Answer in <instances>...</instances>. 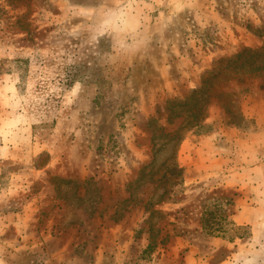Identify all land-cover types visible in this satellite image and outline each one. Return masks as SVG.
Listing matches in <instances>:
<instances>
[{
    "label": "rangeland",
    "instance_id": "1",
    "mask_svg": "<svg viewBox=\"0 0 264 264\" xmlns=\"http://www.w3.org/2000/svg\"><path fill=\"white\" fill-rule=\"evenodd\" d=\"M189 1L170 20L154 0H0V264H264L263 188L188 165L218 133L237 169L264 160V72L223 70L200 127L176 105L264 48V0Z\"/></svg>",
    "mask_w": 264,
    "mask_h": 264
},
{
    "label": "crops",
    "instance_id": "2",
    "mask_svg": "<svg viewBox=\"0 0 264 264\" xmlns=\"http://www.w3.org/2000/svg\"><path fill=\"white\" fill-rule=\"evenodd\" d=\"M189 0H154L155 6L157 8H162L164 11L168 12L169 15L167 19H174L179 14L185 13L192 9L190 6ZM166 6V7H163ZM252 108L253 111H257V115L255 116L257 119V124L260 125L261 119L264 118V109L258 108L255 105ZM260 109L263 112V116L258 114ZM228 133V132H226ZM218 136L220 134L218 133ZM217 134H211L203 137L197 144L194 145L195 149L190 151L189 156H191V162L188 163L189 169L192 174L200 176L205 174H213L220 173L222 171H229V178L227 180V186L229 187H239L241 189H247L249 187L255 188L257 190V196L253 197V199H257L258 196H262V193L258 194V190L263 188L264 190V160H257V164H253L254 167L250 168L249 166H245L244 164L241 169H237V164L242 163L235 160V139L231 138L227 135L226 138L218 137ZM243 157H250L249 153H243ZM258 155H255L256 159ZM240 170L243 172L240 174ZM253 173V176L249 177V184H244L242 179L245 178V173ZM253 196V195H252ZM260 202L264 204V198H258ZM261 211L258 208H252L247 206H241L237 214V221L241 223H250L251 220L248 221V214L255 215L259 214Z\"/></svg>",
    "mask_w": 264,
    "mask_h": 264
},
{
    "label": "trees",
    "instance_id": "3",
    "mask_svg": "<svg viewBox=\"0 0 264 264\" xmlns=\"http://www.w3.org/2000/svg\"><path fill=\"white\" fill-rule=\"evenodd\" d=\"M219 70H213L205 74L202 87L199 90H196L193 92V95L189 101L184 102H177V106L187 107L190 103L192 104L191 110V118L192 121L187 123L191 129L202 126L203 122L206 119L205 115V107L203 105V101L205 99V96L210 93L212 89V80L217 78L220 73L230 68L233 64L236 65L235 68H238L239 73L242 77L243 76H252V74H255V77H259V74L261 72H264V48L260 50H250L245 49L243 52L239 53L235 58H229V59H222L219 62ZM239 81H243V79H239ZM218 103L221 104V107L225 111V113L230 117V119L227 121L229 125H235L236 127L240 126V122L245 121V117L242 114H236L233 111L236 109L235 105L231 109V105H226V103L220 101V98L218 99ZM209 102V97L207 95L206 97V103ZM175 105V104H174ZM239 121H236V120ZM169 171L175 175L176 177H180L182 173V169H180L177 162L171 163V167L169 168ZM213 214L211 212L207 213L203 218V226L205 229L208 227L211 229L212 225L215 223H211L210 221H220L221 219L224 220L222 217L221 219H216L212 217ZM226 220V219H225ZM210 236H215L214 232L208 233Z\"/></svg>",
    "mask_w": 264,
    "mask_h": 264
}]
</instances>
